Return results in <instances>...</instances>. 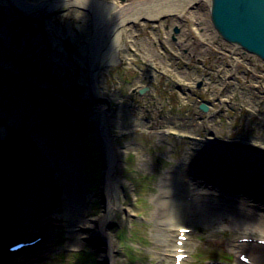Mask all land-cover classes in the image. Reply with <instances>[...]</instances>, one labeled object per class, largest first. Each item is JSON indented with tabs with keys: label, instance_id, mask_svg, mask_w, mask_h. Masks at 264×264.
<instances>
[{
	"label": "rangeland",
	"instance_id": "1",
	"mask_svg": "<svg viewBox=\"0 0 264 264\" xmlns=\"http://www.w3.org/2000/svg\"><path fill=\"white\" fill-rule=\"evenodd\" d=\"M87 1L75 5L73 1L59 0L56 8L33 5L35 8L23 9L12 0H0V85L6 88L9 83L6 91L13 96V85L19 84L27 106L31 108L28 111L38 118L35 127L17 124L11 120L13 116L1 119L0 127L5 128L6 134L0 140V152L36 149L39 146L37 133L42 134L44 127L61 130L67 126L74 132L72 157L85 196L81 204L82 217L85 222L101 216L105 209L102 195L106 142L98 131V118L103 109L107 139L118 152V165L109 181L112 211L107 228L114 243L112 264H166L159 261L162 249L158 246L160 237L155 232L158 224H154L157 220L154 216L159 192L157 183L174 169L181 171V160L187 157L186 152L191 147H197L198 138L213 136L223 140L228 143L227 151L233 155H237L241 147L243 151L252 149L246 145L251 141H257L264 149V67L257 64L254 57L241 56L249 61L251 68L246 73L244 63L240 61L242 65H237L238 72L246 74L237 77L240 90L223 89L228 93L222 92V95L230 97L227 106L221 107L218 98H210L206 90L198 91V97L186 94L183 97L178 93V83L170 65L176 60L179 66L189 65L194 69L193 60L184 64L183 60L173 59L177 56L172 50L174 46L170 48L162 43L163 34L156 24L154 39L149 29L136 26L125 32L124 40L117 47L125 53L110 64L109 60L101 63L94 70L93 78L101 95L100 99L95 98L86 86L89 71L79 63L85 61L80 48L86 43L87 30L93 28L95 19L101 16L99 11L104 10L101 2L118 5L122 0ZM148 27L152 28V24ZM134 34V38H128ZM63 39L72 44V55L63 51ZM158 40H161L160 44ZM197 40L200 39L195 38ZM210 42H203L207 55L219 58L220 54L213 50L215 44ZM147 47L151 53H147ZM222 47L229 51L221 52L223 68L235 64L231 63L235 56H231V48ZM107 54L109 59L113 56L111 51ZM158 57L165 64L151 65L150 60ZM232 71L237 72V68ZM199 73V70L195 72ZM233 79L227 81L235 84ZM179 87L185 88L180 84ZM143 88L148 90L140 95L139 90ZM249 98L253 102L242 106L240 100ZM258 98L260 103L256 107ZM219 99L223 102V97ZM198 101L210 103L206 115L200 116ZM17 143L20 145L11 148ZM209 153V148L202 152L204 155ZM50 176L51 202L56 205L65 196V186L57 178V171L51 172ZM64 206L61 213L70 216ZM222 221L200 218L184 224L191 230L186 243L189 258L185 264L226 263L230 257L233 259L229 245L246 226L226 225ZM252 229L260 232L254 225ZM68 231L70 229L66 227L53 228L54 252L40 264H107L103 259L100 233L91 232L86 242L74 239Z\"/></svg>",
	"mask_w": 264,
	"mask_h": 264
},
{
	"label": "bare ground",
	"instance_id": "2",
	"mask_svg": "<svg viewBox=\"0 0 264 264\" xmlns=\"http://www.w3.org/2000/svg\"><path fill=\"white\" fill-rule=\"evenodd\" d=\"M65 1H73L72 3L75 5L88 2L87 0ZM12 2L17 4V7L22 6L23 9H26V7L35 8L33 5H40L41 7L47 5L50 8H56L59 4V0H16V2L12 0ZM210 2L211 0H122L118 5H114L113 2L110 5H107V1L101 2L104 10L99 11L101 16L95 19L93 28L87 30V34L85 35L86 43L80 48V52L85 61L83 60L84 62L79 63L80 65L86 66L89 71L86 86L90 94L95 98H101L96 81L93 78L94 70L101 63L109 60L108 62L110 64L119 55L125 53L124 49L117 48L119 43L124 40L125 32L139 26L140 28L149 29L151 31V37L154 39L153 32L157 29V25L159 26L158 31L161 30L163 34L162 43L170 48L174 46L172 50L174 49L177 56L173 57V59H177L178 61L183 60L184 64H188L191 60L194 62L192 66L194 69H191L189 65L188 67L185 65L179 66L180 63L176 60L170 65L171 70L176 74V83H178L177 90L178 93H181L180 96L183 95V97H186V94L187 96L198 97V91L202 92L206 90L210 98H214L215 100L218 98V103L221 104V107L227 106L229 103L227 100L230 97L226 94L222 95V92L228 93V91L223 89L229 88L233 91V89L239 88L240 90L237 77L245 76L247 71L250 70L251 65L249 61L241 58L242 55H246L244 49L216 35V30L213 28L210 20ZM186 9H188V12H186ZM149 23L152 24V28L148 27ZM174 26L177 32L173 31ZM134 37L135 34L128 38ZM195 38L201 41H195ZM214 39L216 41H213ZM211 40L212 42H210ZM202 41L214 43L216 47L213 50L220 54L219 58L209 57L207 55V47L203 45L204 43ZM157 42L160 44L161 40ZM129 44L132 47L134 46L131 40ZM222 45L231 48V56H233L232 54L235 55L232 57L231 63L236 62L231 66L227 64L224 68V60L222 61L224 57H222L221 52H227L228 50L222 47ZM110 51L113 53V56L109 59L107 53ZM146 51L147 53H151L148 47ZM196 61L199 63V66L196 65ZM240 61L242 64L244 63L243 66L245 67L244 71L246 73L238 72L237 65H242ZM164 62L160 57L150 60V63H153L151 65L154 66L157 64L164 65ZM256 63L261 64L262 61L258 59ZM262 64L264 66V62ZM234 68H237V72H230ZM198 70L200 73L195 74ZM248 73L251 76V73ZM228 79H233V83L235 84L227 81ZM179 84L185 88H180L181 86L179 87ZM226 85L228 86L226 87ZM256 86L258 87V85ZM0 93L2 95L0 96V120L3 118H11L14 114L16 116L20 115L21 117L26 115L25 118L28 119L29 123L38 125L31 118L26 104L22 103L25 102L24 99L18 97L19 94L11 96L9 92L2 89H0ZM229 94H231V90ZM219 97H223L221 99L223 102L220 101ZM252 100L251 98L245 101L240 100V103L245 107V104L249 106L253 102ZM259 103L258 98V103L255 102L256 107H258ZM197 104V110L200 116L202 114L206 115L208 108L204 112L200 109V105L210 106V103L198 101ZM221 109L223 110V108ZM100 110L98 131L100 132L101 138L106 142V169L102 195L105 201V209L101 216L85 222L82 217V213L84 212L82 211L81 204L85 196L81 191L78 170L76 169L75 160L72 157V148L75 145V141L70 137L68 131H51L45 136H40L41 141L36 150L38 154L31 158V160H23L24 164L27 163L25 169L19 163L8 159L12 154L6 157L0 156V257L5 258L6 253L4 251L12 240L31 237L39 232L44 237L43 241L26 252L28 255L23 254L26 257L29 256L30 259L32 258V261L29 258L19 257L18 255L15 261L10 259L6 264H39L40 261L36 262L34 259L39 256L48 255L53 247L51 236L52 226H61L62 222L67 229H70L68 231L69 235L74 237V239H81L87 242L91 237H88L91 235V232L100 233V240L102 241L100 245L104 250L103 259L107 264L113 263V237L107 228L110 212L112 211L110 203L111 184L109 181L114 167L118 165V152L107 139V121L103 109ZM206 119H208V115ZM11 120L15 121L14 117ZM5 131V128L0 127V140L4 138ZM246 145L252 149L243 151L241 148L242 151L238 152V154L246 153L242 155V159L238 158L241 161L239 164L243 166L247 164V173L252 177L251 183L246 191L241 189L242 193L247 192L244 199L242 194L241 196L237 194L235 196L232 194V191H228L231 192L229 196L232 198L230 201H227L222 197L224 196L222 193L224 191L219 189L221 185H217L216 183H208V185L220 190L221 192H218L220 194L209 193L204 197L199 194V188L195 186L191 189L190 193V176L182 171L178 172L175 169L170 172L171 174H165L158 181L159 192L155 201L157 209L154 212L157 220H155L154 224H158L157 228L159 230L155 229V232L160 237L158 244L161 246L162 255L165 256L164 262L166 264L169 263L171 257L172 264L173 256L177 254L175 238L179 235L178 230L187 228L181 225L184 222L185 213H187L186 222H196L197 219L208 217L211 221L223 219L224 221H220L226 225L241 224L239 226L242 228L246 226L240 232L241 234L238 237L240 239H248L250 237L249 235L254 233L252 229L253 225L260 232H264V210L260 211L259 207L261 206L254 205L259 202L264 203V195L257 191L258 187L264 189V149L260 147L257 141H251ZM207 147L212 148L219 156L226 154L225 150L227 146L206 145V147L204 146V150ZM230 160L233 163L231 158ZM215 161L218 162V160ZM205 167V163L202 164V167L197 163V170L200 171V177L212 180V174L209 175ZM53 170L57 171V178L65 186V196L62 197L61 202L63 205L65 204L64 210L70 213V216L66 217L65 214L61 213L62 206L60 202L55 206L50 205L48 208L50 213L46 212V199L49 192L47 189L49 185L47 176ZM199 183L201 184L202 181L199 180ZM261 192L264 193V190H261ZM248 198H252L254 201H250ZM173 230L175 231L174 235L172 234ZM233 243L230 248L233 253L246 251L247 247L251 245V241L240 243L235 241ZM180 248H185V244ZM181 253L183 254L185 252ZM250 253V261L253 264H264V251L258 252L255 248ZM182 264H184V260ZM234 264L244 263L239 262L237 259Z\"/></svg>",
	"mask_w": 264,
	"mask_h": 264
},
{
	"label": "water",
	"instance_id": "3",
	"mask_svg": "<svg viewBox=\"0 0 264 264\" xmlns=\"http://www.w3.org/2000/svg\"><path fill=\"white\" fill-rule=\"evenodd\" d=\"M210 5L211 23L219 36L264 61V0H211ZM62 46L65 53H73L69 40L63 39ZM200 109L205 112L207 106L201 104Z\"/></svg>",
	"mask_w": 264,
	"mask_h": 264
}]
</instances>
